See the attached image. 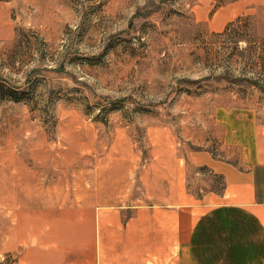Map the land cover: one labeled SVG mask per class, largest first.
<instances>
[{"label": "rangeland", "instance_id": "obj_1", "mask_svg": "<svg viewBox=\"0 0 264 264\" xmlns=\"http://www.w3.org/2000/svg\"><path fill=\"white\" fill-rule=\"evenodd\" d=\"M249 120L264 125V0H0V264L84 241L59 213L89 197L95 242L103 221L131 224L167 153L190 195L220 193L191 158Z\"/></svg>", "mask_w": 264, "mask_h": 264}, {"label": "crops", "instance_id": "obj_2", "mask_svg": "<svg viewBox=\"0 0 264 264\" xmlns=\"http://www.w3.org/2000/svg\"><path fill=\"white\" fill-rule=\"evenodd\" d=\"M249 121L237 123L239 130L221 138L224 153L217 159L208 153L191 158L196 175L205 177L203 168H207L222 179L220 193L209 192L200 198L190 195L188 166L167 153L169 161L150 167L148 179L155 184L153 207L140 208L126 226H109L108 220L103 221L98 228L100 241L95 242L93 198L89 197L84 209L72 204L73 211H60V223L89 225H84L88 231L84 241L67 240L60 258L46 252V258H38L39 264H90L91 259L112 264L109 253L127 264H264V125ZM103 214V220L112 215ZM24 215L45 220L48 214L32 210ZM21 228L20 239L25 234L24 225ZM26 264L32 263L27 259Z\"/></svg>", "mask_w": 264, "mask_h": 264}, {"label": "bare ground", "instance_id": "obj_3", "mask_svg": "<svg viewBox=\"0 0 264 264\" xmlns=\"http://www.w3.org/2000/svg\"><path fill=\"white\" fill-rule=\"evenodd\" d=\"M9 205V204H8ZM13 205H14V203H11V207H13ZM16 208V207H15ZM26 214H27V212L28 211H24ZM24 216H26V215H24Z\"/></svg>", "mask_w": 264, "mask_h": 264}]
</instances>
